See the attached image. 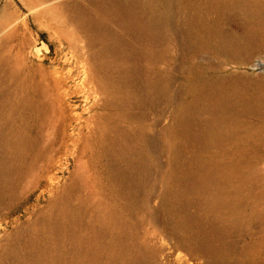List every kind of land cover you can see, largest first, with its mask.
I'll return each mask as SVG.
<instances>
[{"label":"rangeland","instance_id":"rangeland-1","mask_svg":"<svg viewBox=\"0 0 264 264\" xmlns=\"http://www.w3.org/2000/svg\"><path fill=\"white\" fill-rule=\"evenodd\" d=\"M0 264H264V0H0Z\"/></svg>","mask_w":264,"mask_h":264},{"label":"water","instance_id":"water-1","mask_svg":"<svg viewBox=\"0 0 264 264\" xmlns=\"http://www.w3.org/2000/svg\"><path fill=\"white\" fill-rule=\"evenodd\" d=\"M246 64H247L248 66H251V63H250V62H247Z\"/></svg>","mask_w":264,"mask_h":264},{"label":"bare ground","instance_id":"bare-ground-1","mask_svg":"<svg viewBox=\"0 0 264 264\" xmlns=\"http://www.w3.org/2000/svg\"><path fill=\"white\" fill-rule=\"evenodd\" d=\"M218 204H219V202L217 201V202H216V205L219 206Z\"/></svg>","mask_w":264,"mask_h":264}]
</instances>
